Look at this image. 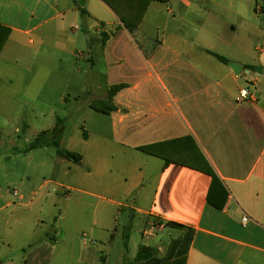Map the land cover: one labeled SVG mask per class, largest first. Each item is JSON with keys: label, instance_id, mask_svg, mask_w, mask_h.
<instances>
[{"label": "crops", "instance_id": "crops-1", "mask_svg": "<svg viewBox=\"0 0 264 264\" xmlns=\"http://www.w3.org/2000/svg\"><path fill=\"white\" fill-rule=\"evenodd\" d=\"M260 1H151L143 17L166 3L180 25L153 44L123 28L102 0H0V26L9 29L0 60L17 46H73L79 30L77 5L88 14L84 19L114 30L105 44L99 42V51L109 88L121 83L126 88L113 97L116 110L107 115L118 127L120 146L144 156L127 165L130 183L125 187L100 183L95 192L90 186L58 185L63 190L55 189L54 197L45 203L57 211L50 230L38 231L40 212L30 219L27 215L35 199L47 191V183L29 190L27 202H23V193L28 189L21 184L22 194L15 191L10 199H1L0 264H141L139 247L150 248L158 259H164L187 230L192 231V239L184 264H264V26L258 16L263 12ZM185 29L190 33L184 35L181 30ZM257 43L263 48L254 47L259 52L254 57L252 47ZM209 52L228 62H220ZM230 62L241 66L239 75L228 66ZM258 66L261 74L254 71ZM153 82L159 85H150ZM245 87L250 99L239 100V91ZM154 94L157 98L143 97ZM186 136L193 139L199 155L217 175L211 198L222 205L220 209L207 201L211 187L207 174L175 163L164 167L161 158L137 150ZM87 164L88 175L101 177L110 172L109 162L100 156ZM127 200L131 204L124 203ZM126 209L132 211L125 224L128 230L123 233L124 225L119 236L118 219ZM134 214L146 216L141 237L147 242L132 250ZM243 216L248 217L244 226ZM67 217L71 227L64 225L63 229ZM171 230L180 233L166 239ZM119 238L121 247L116 245Z\"/></svg>", "mask_w": 264, "mask_h": 264}, {"label": "rangeland", "instance_id": "rangeland-1", "mask_svg": "<svg viewBox=\"0 0 264 264\" xmlns=\"http://www.w3.org/2000/svg\"><path fill=\"white\" fill-rule=\"evenodd\" d=\"M259 5L263 7V12L258 16L264 26V0ZM156 7L157 12L150 11L143 17L137 30L132 32L134 37L155 44L180 29V25L172 19L168 4ZM77 19L79 30L73 46L68 43L17 46L14 52L10 51L0 60V205L1 199H10L15 191L22 194L21 184L28 189L23 193L26 194L23 202H27L29 190L47 183V191L44 189L40 199L37 197L36 202L33 201L32 210L27 211L28 219L40 212L38 231L54 227L56 217L53 215L57 211L45 203L54 197L55 189L90 186L97 192L100 183L125 187L130 183L127 165L137 163L138 159L144 157L120 146L116 137L118 127H115L113 117L102 114L104 110L98 105L101 101H107L109 89L107 67L99 51V42L102 43L100 33L106 32L109 38L114 35V30H105L94 21L79 16ZM80 28L87 29V32ZM181 31L184 35L190 33L186 29ZM262 46V43L253 46L251 55L258 56L259 52L254 47L262 49ZM72 48L76 51H72ZM150 85L159 84L153 82ZM147 96L157 98L158 95H143L144 98ZM57 118L62 120L60 148L81 155L78 164L57 156L52 147L26 151L40 133L50 131L55 126ZM83 135H90L89 140L84 139ZM98 156L109 162L110 172L101 177L94 173L88 175L86 168L89 159ZM45 191L50 194H45ZM63 192L67 193V190ZM76 197L77 194H72V198ZM131 201L124 203L131 204ZM131 212L126 209L119 217V236ZM83 219L86 220L85 217ZM69 221L68 217L62 221L63 229L69 225L71 227ZM145 222V215L134 214L129 240L132 250L147 242L141 237ZM127 230L128 225H125L123 233H127ZM179 233L171 230L165 234V238L175 237ZM116 245H123L121 238ZM155 259H158L157 255Z\"/></svg>", "mask_w": 264, "mask_h": 264}, {"label": "trees", "instance_id": "trees-1", "mask_svg": "<svg viewBox=\"0 0 264 264\" xmlns=\"http://www.w3.org/2000/svg\"><path fill=\"white\" fill-rule=\"evenodd\" d=\"M117 16L120 24L130 34L140 24L148 6L151 1L165 2L166 0H102ZM79 17L84 19L88 16L85 9L80 5H77ZM99 26L104 27L103 23H99ZM119 27H116V30ZM9 29L0 26V52L8 38ZM102 44H105L108 39V34L104 31L100 33ZM217 60L226 64L228 61L224 57L209 52ZM252 70V68H249ZM264 71V70H263ZM126 88V85L121 83L111 86L107 91V101H101L98 103L100 108H103L102 114H108L116 110L113 105V97L122 89ZM62 120L56 119L55 126L50 131L40 133L28 146L27 152L34 149H41L44 147H52L55 150L57 156L70 161L74 164L80 163L82 157L77 153H72L60 148V142L62 137ZM86 139V136L83 135ZM138 151L161 158L164 161V167L170 163H175L181 166L188 167L207 174L211 178V187L207 196V201L214 207L220 209L222 205H218L212 202L211 193L212 186L218 178L213 168L209 165L205 159L199 155L198 149L190 136L183 138L173 139L160 144H152L141 146L137 148ZM166 226L174 229H183L182 225L175 223H166ZM127 236H125V240ZM192 239V231L187 230L184 236L176 241L171 247L167 256L164 259H155V252L147 247H139L137 258L141 264H184L185 254L187 252L189 243Z\"/></svg>", "mask_w": 264, "mask_h": 264}, {"label": "built area", "instance_id": "built-area-1", "mask_svg": "<svg viewBox=\"0 0 264 264\" xmlns=\"http://www.w3.org/2000/svg\"><path fill=\"white\" fill-rule=\"evenodd\" d=\"M246 99H250V91L249 88L245 87L240 89L239 91V100H246ZM15 195V192H13ZM248 221V217L247 216H243L241 219V223L244 226Z\"/></svg>", "mask_w": 264, "mask_h": 264}, {"label": "water", "instance_id": "water-1", "mask_svg": "<svg viewBox=\"0 0 264 264\" xmlns=\"http://www.w3.org/2000/svg\"><path fill=\"white\" fill-rule=\"evenodd\" d=\"M228 66L232 69V71L234 72V74H236V75H239L240 74L241 66H239V65H237V64H235L233 62L228 63ZM254 71L257 72V73H259V74H261L262 69H261L260 66H258V67H255L254 68Z\"/></svg>", "mask_w": 264, "mask_h": 264}]
</instances>
